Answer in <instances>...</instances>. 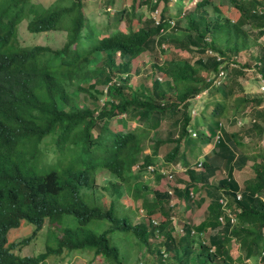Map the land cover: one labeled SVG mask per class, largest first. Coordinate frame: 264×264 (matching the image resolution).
<instances>
[{
    "label": "trees",
    "instance_id": "obj_1",
    "mask_svg": "<svg viewBox=\"0 0 264 264\" xmlns=\"http://www.w3.org/2000/svg\"><path fill=\"white\" fill-rule=\"evenodd\" d=\"M220 2L132 0L111 13L108 0L113 23L103 30L84 0H0V264L80 251L107 264H264V94L249 98L241 82L264 80V0ZM24 23L31 34L65 32L66 41L21 46ZM164 123L169 138H156ZM250 163L254 177L241 187L234 173ZM149 167L155 186H133ZM101 172L114 181L101 189L109 205ZM162 182L173 184L160 190ZM126 188L141 201L137 224L121 204ZM207 200L197 225L176 220ZM25 225L32 235L11 243ZM45 225L55 246L15 253Z\"/></svg>",
    "mask_w": 264,
    "mask_h": 264
},
{
    "label": "rangeland",
    "instance_id": "obj_2",
    "mask_svg": "<svg viewBox=\"0 0 264 264\" xmlns=\"http://www.w3.org/2000/svg\"><path fill=\"white\" fill-rule=\"evenodd\" d=\"M56 0H34V3L41 6H50L53 4ZM86 3V15L93 19L95 23H97L103 30L106 29L107 26H110L111 23H113L112 17H107L104 13L105 9L103 7V2H107L108 0H84ZM132 0H116L115 8L111 9V13H114L117 8H119L121 5L122 7L130 9ZM222 1L224 3V6L227 7L226 4L227 0H216V3L219 4ZM172 11L174 12L175 9L173 8ZM143 12L148 13V10L146 7L144 8H138L137 14L140 15ZM155 16H157L155 14ZM121 27H124L123 24H121ZM110 31H114V28L112 27ZM264 41V38L261 39ZM66 41V33L65 32H55L51 34H31L26 29V23L22 24L19 29V42L21 46H44V47H50L53 49H58L63 46V44ZM253 52H256V50H252ZM151 57V56H150ZM149 57V58H150ZM145 58L141 56L138 60H144ZM138 60H136L135 64H133V67L136 68L137 66L141 68V65L139 66ZM151 63L148 62L146 67H149ZM133 83H136V80H132ZM242 84L246 87L247 90V96L249 98H255L259 96L260 89H259V81L252 78V76L249 75L248 78L242 79ZM203 103L200 102L199 107L203 108ZM196 104H199L198 102ZM203 113H201L202 115ZM112 129L119 130L120 126L116 124L115 122L111 125ZM171 128H169L168 123H164L163 127L155 133V137L159 139H166L169 138ZM210 147V146H209ZM206 148V153L211 155L212 146L210 148ZM169 146H164L161 149L160 157L159 159H162L163 155L168 151ZM149 147H147L145 153L149 154ZM223 173H217V176L214 178L213 182L216 183L219 179L227 175L228 168L225 166L223 167ZM235 178L243 187L247 181L252 179L254 177V173L251 169V163L248 164V166L243 169L242 171H236ZM97 182L99 185V193H102L104 195V198L102 202H104L106 205H109L110 201L113 199L112 195L109 192L101 190L103 186H107L108 182H114L110 174L107 172H101L98 175ZM135 184L145 185L148 187L155 186V179L154 177L147 173L143 175L142 179H138L137 177H132V185L135 186ZM166 184V185H165ZM168 185H171L173 183H166L162 182L161 185L158 187L160 190H167L169 189L167 187ZM128 189L123 190V197L121 199V204L124 207L125 211H128L131 213L134 223H139L144 213L141 211V201L135 202L132 195L127 191ZM204 195V193L202 192ZM209 201L205 203V205L200 210H195L193 214L190 212L183 213L178 212L176 216V220L183 219L184 218H191V221L194 225H197L203 220V213L206 209ZM69 226L72 228H75L78 226L77 222L73 218H69ZM90 228H94V226H90ZM34 231V227L31 225H25L24 228L21 229H15L12 230L10 233V242L11 243H19L23 241L24 239L30 237ZM56 236L57 233H55L53 230L49 229V226L45 225L43 230L37 235L35 239L32 240V242L28 246L18 247L16 249L15 253L19 254L20 256H30L35 257L41 253L44 252L46 246H55L56 245ZM233 253L236 252V250L232 251ZM236 254V253H235ZM48 264H107L102 258H96L92 252H73L71 254L56 258L53 257L49 259Z\"/></svg>",
    "mask_w": 264,
    "mask_h": 264
},
{
    "label": "built area",
    "instance_id": "obj_3",
    "mask_svg": "<svg viewBox=\"0 0 264 264\" xmlns=\"http://www.w3.org/2000/svg\"><path fill=\"white\" fill-rule=\"evenodd\" d=\"M212 54V53H211ZM221 77H223V73H221ZM259 89H260V94H264V80L261 78L259 81ZM200 97H198L197 99H199ZM218 140L220 139V137L217 138ZM150 170H153L152 168H150ZM238 199H241V196H238ZM220 204L223 206L224 211H225V215H227L228 217L231 218L232 223L236 222V219L233 217L232 212L230 209L227 208V200L222 198L220 200ZM220 221L222 223H224V217H222L220 219Z\"/></svg>",
    "mask_w": 264,
    "mask_h": 264
},
{
    "label": "clouds",
    "instance_id": "obj_4",
    "mask_svg": "<svg viewBox=\"0 0 264 264\" xmlns=\"http://www.w3.org/2000/svg\"><path fill=\"white\" fill-rule=\"evenodd\" d=\"M198 100V99H197ZM194 113H195V111H192V114L194 115ZM150 168H152L153 170H150ZM154 172V168L153 167H149L148 169H147V173H153ZM168 178H169V180H172L173 179V175L171 174V175H169L168 176Z\"/></svg>",
    "mask_w": 264,
    "mask_h": 264
},
{
    "label": "crops",
    "instance_id": "obj_5",
    "mask_svg": "<svg viewBox=\"0 0 264 264\" xmlns=\"http://www.w3.org/2000/svg\"><path fill=\"white\" fill-rule=\"evenodd\" d=\"M251 264H254V263H251Z\"/></svg>",
    "mask_w": 264,
    "mask_h": 264
}]
</instances>
